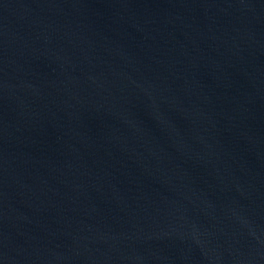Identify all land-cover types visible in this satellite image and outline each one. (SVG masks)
<instances>
[{"label":"water","instance_id":"1","mask_svg":"<svg viewBox=\"0 0 264 264\" xmlns=\"http://www.w3.org/2000/svg\"><path fill=\"white\" fill-rule=\"evenodd\" d=\"M0 264H264V0H0Z\"/></svg>","mask_w":264,"mask_h":264}]
</instances>
